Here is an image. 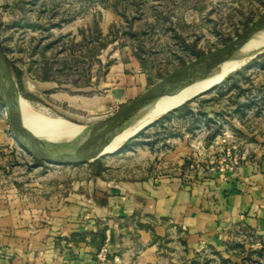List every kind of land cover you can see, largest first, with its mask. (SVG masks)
<instances>
[{"label":"crops","instance_id":"0c3cea01","mask_svg":"<svg viewBox=\"0 0 264 264\" xmlns=\"http://www.w3.org/2000/svg\"><path fill=\"white\" fill-rule=\"evenodd\" d=\"M226 81L192 103V114L174 112L153 126L166 133L174 127L164 142L121 150L105 169L91 167L80 178L56 171L59 181L44 192L0 191V264H264V108L248 106L246 92L232 97L245 110L228 114L214 102ZM216 119L246 154L225 175L206 169L212 150L191 169L192 147L208 149ZM6 131L0 120V146L12 149L13 142H2ZM134 152L139 176L112 164ZM239 228L255 240L242 244Z\"/></svg>","mask_w":264,"mask_h":264},{"label":"rangeland","instance_id":"374dc122","mask_svg":"<svg viewBox=\"0 0 264 264\" xmlns=\"http://www.w3.org/2000/svg\"><path fill=\"white\" fill-rule=\"evenodd\" d=\"M263 16L264 0H0V54L21 100L34 113L87 127L115 115L197 60L196 53L209 55L222 48ZM262 56L264 44L221 68L224 72L211 88L243 76L237 79V91H229L233 83H228L217 93V106H225L228 114L235 110L231 107L244 111L243 103L232 97L247 92L248 106L264 108V68L251 65ZM45 71L48 81L43 80ZM204 93L192 97L189 106ZM0 120L7 126L2 142H13L12 149L0 146L2 192H44L59 181L52 177L56 171L61 170L62 178L70 172L83 177L91 167L105 169L123 148L113 146L105 152L111 154L88 164L48 165L19 147L1 100ZM172 129L166 133L150 127L124 150L164 142ZM112 164L134 171V176L143 173L141 155L135 152Z\"/></svg>","mask_w":264,"mask_h":264},{"label":"water","instance_id":"95a60500","mask_svg":"<svg viewBox=\"0 0 264 264\" xmlns=\"http://www.w3.org/2000/svg\"><path fill=\"white\" fill-rule=\"evenodd\" d=\"M261 33H264V16L222 48L193 61L191 64L186 65L154 84L137 100L115 115L83 127L84 131L77 138L70 141L51 142L41 140L24 127L19 108L21 98L13 85L6 65L2 61L1 54L0 100L6 108L9 126L14 139L26 154L48 165L69 166L88 164L105 155L111 154L105 153V150L131 124L141 120L145 116L147 108L162 98L173 96L195 85L213 73L222 64L240 58V53L244 46ZM189 101L191 99L137 130L121 147L127 142L134 140L141 132L153 126L167 114L174 112Z\"/></svg>","mask_w":264,"mask_h":264},{"label":"bare ground","instance_id":"6f19581e","mask_svg":"<svg viewBox=\"0 0 264 264\" xmlns=\"http://www.w3.org/2000/svg\"><path fill=\"white\" fill-rule=\"evenodd\" d=\"M262 44H264V33L259 34L248 44H246L240 55L248 49ZM229 62L230 61L222 64L213 73L203 78L195 85L173 96H168L158 100L155 105L147 108L144 116L145 118L143 117L137 123L131 124L129 128H127L114 140V142L105 150V152L113 146L121 147L126 142V140L133 136L140 128L150 124L160 116L166 114L169 110L183 104L192 97L208 91L211 88V85L224 72V69L221 68ZM19 108L24 127L41 140H48L51 142H66L77 138L84 131L83 127L77 126L70 122L64 120H55L53 118L34 113L29 103L25 100L20 101Z\"/></svg>","mask_w":264,"mask_h":264},{"label":"built area","instance_id":"2783aa9c","mask_svg":"<svg viewBox=\"0 0 264 264\" xmlns=\"http://www.w3.org/2000/svg\"><path fill=\"white\" fill-rule=\"evenodd\" d=\"M214 126L216 127L218 133L210 143L208 149L202 145V143L193 146V152L197 155L196 162L193 163L191 169L199 167L204 161L202 160L203 154L212 150L214 154L210 157L206 169L211 173H219L225 175L228 172L235 171L241 164L242 161L246 159V154H240L238 152V147L233 142V136L226 129V124L220 120H214ZM236 239H238L242 244L252 243L255 238L254 235L244 229L236 230ZM109 252L108 247H104L98 258L101 261L106 260V256Z\"/></svg>","mask_w":264,"mask_h":264},{"label":"trees","instance_id":"16d2710c","mask_svg":"<svg viewBox=\"0 0 264 264\" xmlns=\"http://www.w3.org/2000/svg\"><path fill=\"white\" fill-rule=\"evenodd\" d=\"M196 56H197V59H199V58L204 57L205 55H204L203 53H196ZM254 64H260L261 67L264 68V56H262L259 60H255V61H253L251 65H254ZM240 76L242 77V76H243V73H241V74H237V75L235 76V77H237L236 79H235L234 77L229 78V79L223 84V86H225L226 84L228 85V83H229V84L233 83V87L230 88L231 90H229V91H232V90H236V91H237V89H238V88L236 87V85H237V83H238V80H237V79H239ZM20 77H21V73H20V72H17V78H18L19 80H20ZM43 80H44V81H48V80H50L47 71L44 72ZM190 103H191V102H187V103H185L184 105H182L181 107H179V108H178L177 110H175L174 112H175V113H178V114L181 115V116H184V115L186 116V115H190V114H192L193 112L191 111L190 106H189ZM174 112L167 114L165 117H163V118L160 119L158 122H156L153 126H155L156 124L160 123L164 118L169 117V116L172 115ZM153 126H151V127H153ZM144 131H145V130H144ZM144 131L141 132V133L139 134V136L142 135V133H144ZM217 133H218V131H216V130L213 131L212 134H211V136H210V139L213 140V139L216 137ZM137 137H138V136H137ZM137 137H136V138H137ZM136 138H135V139H136ZM135 139H134V140H135ZM134 140H131V141L127 142V143L123 146V148H121L119 151L124 150V149H125L128 145H130ZM119 151H118V152H119ZM38 162H39V161H38ZM97 163H98L97 161L94 162L95 167L97 166ZM97 235L100 237L101 240H103V235H101V234H97Z\"/></svg>","mask_w":264,"mask_h":264}]
</instances>
